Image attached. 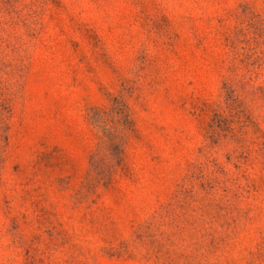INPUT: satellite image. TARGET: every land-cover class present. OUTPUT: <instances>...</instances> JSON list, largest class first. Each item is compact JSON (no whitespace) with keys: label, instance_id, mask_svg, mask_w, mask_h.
<instances>
[{"label":"rangeland","instance_id":"rangeland-1","mask_svg":"<svg viewBox=\"0 0 264 264\" xmlns=\"http://www.w3.org/2000/svg\"><path fill=\"white\" fill-rule=\"evenodd\" d=\"M0 264H264V0H0Z\"/></svg>","mask_w":264,"mask_h":264}]
</instances>
